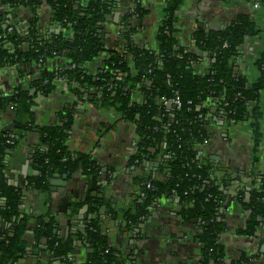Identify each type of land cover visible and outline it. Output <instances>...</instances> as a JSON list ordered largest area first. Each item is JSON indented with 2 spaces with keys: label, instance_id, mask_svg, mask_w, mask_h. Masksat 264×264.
I'll use <instances>...</instances> for the list:
<instances>
[{
  "label": "trees",
  "instance_id": "obj_1",
  "mask_svg": "<svg viewBox=\"0 0 264 264\" xmlns=\"http://www.w3.org/2000/svg\"><path fill=\"white\" fill-rule=\"evenodd\" d=\"M135 14H141L139 0ZM163 3V17L156 36V48L139 49L132 45L130 37L136 33L130 14L118 21L119 33L128 42L122 49L104 47L98 29L114 9L107 0H88L84 5L78 0H0L5 12L0 15V69L12 67L19 77L34 73L32 82L39 93L54 90V83L62 78L77 101L90 100L103 109H112L120 118L133 122L138 136L134 160L150 156V150H160L173 157L169 173L164 179L141 178L145 201L135 215L134 224L143 220L150 203L162 196H175L179 200V215L185 222L196 225L193 241L198 245L201 264H247L246 257L233 262L225 258L221 234L224 223L219 208L222 196L207 183L208 167L196 157L197 146L207 138L201 115L205 105L221 108L230 123H246L252 130L254 151L261 143L258 107L259 93L264 90V50L255 62L257 76L249 81L234 69L233 57L237 48L248 36L258 34L255 21L241 17L235 24L220 31L198 30L195 35L196 52H184L172 36L175 10L182 0H159ZM46 6L53 18L69 33L50 39H40L30 28L23 33L18 28L13 12L20 8L33 14ZM8 28L11 31L8 32ZM103 55V65L91 73L87 64ZM207 67L200 73L196 65L202 60ZM142 96V102L132 100L133 93ZM31 95L28 87H19L9 95H0V109L13 108L25 113L28 121L16 128L36 129L44 151H36L32 160L38 170L29 179L31 190L46 191L49 177L54 173L71 175L82 170L89 176H97L101 169L86 155L74 157L65 146L72 123L71 110L61 117L62 125L37 127L31 119ZM180 100V107L166 109L161 98ZM204 106V109H203ZM200 107V109H198ZM18 137L6 134L0 139V155L4 148H14ZM8 142H11L8 143ZM5 164L0 160V222L8 227L0 230V264H16L27 254L24 239L32 216L21 211L22 193L9 186L3 176ZM255 185L237 201L248 212L244 235H254L264 218V178H254ZM146 184H150L147 188ZM85 207L87 214L98 215L103 198L85 192L77 203L70 205L71 213ZM35 242L42 241L47 258H55L61 264H73L69 256L73 237H62L57 232L55 216H36ZM142 219V220H141ZM186 222V223H187ZM85 244L90 249L89 264H101L116 260L114 250L99 230L97 219L88 222Z\"/></svg>",
  "mask_w": 264,
  "mask_h": 264
},
{
  "label": "crops",
  "instance_id": "obj_2",
  "mask_svg": "<svg viewBox=\"0 0 264 264\" xmlns=\"http://www.w3.org/2000/svg\"><path fill=\"white\" fill-rule=\"evenodd\" d=\"M79 1L82 5L88 2ZM107 1L114 3L115 7L98 29L106 49L115 46L122 49L128 44L118 31V21L125 14H130L133 24H137L136 33L130 37L132 45L139 49L156 48L163 3L139 0L142 13L138 15L132 0ZM4 12L0 7V15ZM13 16L25 34L31 28L43 40L58 34L69 36L46 6L34 14L20 8L13 12ZM241 17L253 19L259 29L258 34L244 38L233 57L236 73L251 81L258 74L255 62L264 50V0H182L173 14L172 36L184 52L194 53L197 51L194 35L198 30L220 31ZM103 57L99 55L87 64L91 73L102 67ZM206 62L203 59L197 64V71L204 72ZM37 78L34 73L19 77L12 67L1 68L0 95H9L20 86L28 87L32 96L31 119L37 127L62 125L61 117L71 110L72 123L65 146L74 157L88 156L101 171L97 176H89L82 170L71 175L54 173L49 177L46 191L31 190L27 186L29 179L38 173L32 156L46 147L36 129L16 128L17 121L22 125L28 121L25 113L18 114L11 107L0 109V139L8 133L18 137L15 147L4 148L0 155L5 164L3 176L9 186L21 191L23 215L32 216L24 235L27 254L16 264H61L57 259L45 256L42 241L35 242L36 221L33 218L48 214L55 216L60 236L74 238L69 256L73 264H89L86 227L95 219L100 233L106 237L116 256L115 261L101 264H201L198 245L192 237L196 230L195 222L186 223L181 218L177 197L160 195L150 203L142 221L133 224L130 220L145 201L139 180L142 177L164 179L169 173L170 168L163 165L170 167L173 157L163 151L165 144L160 150L151 149L150 156L141 161L134 160L138 136L133 122L120 118L112 109L99 107L91 99L77 101L68 90L67 83L58 79L54 90L47 94L39 93L32 83ZM132 100L141 103V94L133 93ZM205 107L201 118L207 138L197 146L196 157L208 167L207 183L223 198L219 213L224 223L221 242L225 258L233 262L246 257L247 264H264V218L256 234L240 233L246 227L248 212L237 201L242 193L247 194L256 184L254 178H264V90L260 91L258 99L261 143L257 153L252 130L246 123L228 122L223 110L216 105L206 104ZM156 162L157 166L154 165ZM63 175L67 177L63 178ZM87 191L103 198L100 213L87 214L85 207L71 213L70 205L82 199ZM229 192H235V195L230 196ZM2 203L0 198V205ZM119 214L126 218V230H123L125 226L122 227L125 220L117 219ZM7 227L0 222V230Z\"/></svg>",
  "mask_w": 264,
  "mask_h": 264
},
{
  "label": "built area",
  "instance_id": "obj_3",
  "mask_svg": "<svg viewBox=\"0 0 264 264\" xmlns=\"http://www.w3.org/2000/svg\"><path fill=\"white\" fill-rule=\"evenodd\" d=\"M11 31V28H8V32ZM58 80L62 81L63 83H66L64 79L62 78H59ZM161 103L165 106L166 109H169L170 106H176V107H180V100L178 97H175V98H164L162 97L161 98ZM11 144V142H8ZM146 187L149 188L150 187V184H146Z\"/></svg>",
  "mask_w": 264,
  "mask_h": 264
},
{
  "label": "water",
  "instance_id": "obj_4",
  "mask_svg": "<svg viewBox=\"0 0 264 264\" xmlns=\"http://www.w3.org/2000/svg\"><path fill=\"white\" fill-rule=\"evenodd\" d=\"M154 165L157 166V162L154 163ZM163 166H164L165 168H169L167 164H164ZM211 172H212V171H209L208 173L211 174ZM66 177H67V175H63V178H66ZM217 186H218V187H221V184H218ZM219 190H220V191H225L224 189H219ZM226 191H228V190H226ZM225 193H227V192H225ZM229 195H230V196H234V195H235V192H232V193L229 192ZM223 206H224V204H223ZM117 219H118V220H121V221H122V219L125 220L124 222H122V227L125 226V228H124L123 230H126V218L122 217L121 214H119V215H117ZM114 223H116V225H117V222L114 221ZM53 260H55V258H53Z\"/></svg>",
  "mask_w": 264,
  "mask_h": 264
}]
</instances>
